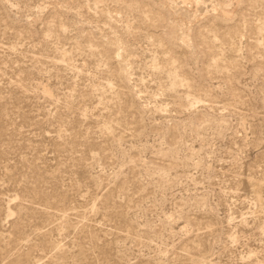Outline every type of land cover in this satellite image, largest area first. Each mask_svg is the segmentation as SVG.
<instances>
[{"label": "rangeland", "instance_id": "1", "mask_svg": "<svg viewBox=\"0 0 264 264\" xmlns=\"http://www.w3.org/2000/svg\"><path fill=\"white\" fill-rule=\"evenodd\" d=\"M0 264H264V0H0Z\"/></svg>", "mask_w": 264, "mask_h": 264}]
</instances>
